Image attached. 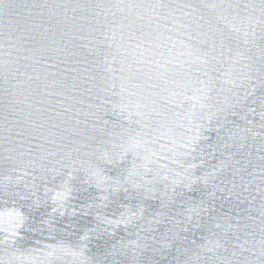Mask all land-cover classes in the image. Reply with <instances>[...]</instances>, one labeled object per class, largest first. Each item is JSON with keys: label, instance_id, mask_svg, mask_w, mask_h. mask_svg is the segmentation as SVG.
I'll return each mask as SVG.
<instances>
[{"label": "water", "instance_id": "95a60500", "mask_svg": "<svg viewBox=\"0 0 264 264\" xmlns=\"http://www.w3.org/2000/svg\"><path fill=\"white\" fill-rule=\"evenodd\" d=\"M0 264H264V0H0Z\"/></svg>", "mask_w": 264, "mask_h": 264}]
</instances>
